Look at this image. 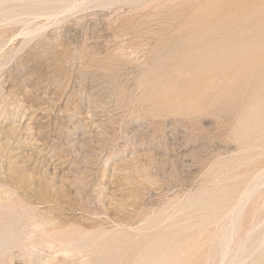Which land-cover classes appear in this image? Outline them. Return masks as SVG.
<instances>
[{
  "label": "rangeland",
  "instance_id": "rangeland-1",
  "mask_svg": "<svg viewBox=\"0 0 264 264\" xmlns=\"http://www.w3.org/2000/svg\"><path fill=\"white\" fill-rule=\"evenodd\" d=\"M200 1L0 0V264H220L229 239L231 255L260 248L264 54L205 73L165 58L204 11L231 25L233 5L263 0Z\"/></svg>",
  "mask_w": 264,
  "mask_h": 264
},
{
  "label": "bare ground",
  "instance_id": "bare-ground-1",
  "mask_svg": "<svg viewBox=\"0 0 264 264\" xmlns=\"http://www.w3.org/2000/svg\"><path fill=\"white\" fill-rule=\"evenodd\" d=\"M73 1V0H72ZM197 1H200V0H197ZM204 1V0H203ZM221 1V0H220ZM227 1H229V3L230 4H232V2L234 1V2H237V0L235 1V0H232V1H230V0H226V2H223L222 1V3H227ZM240 1L241 0H239V4L238 3H236V5L238 4L239 5V7H241V6H243V5H245L244 3H243V5H241L240 6ZM243 1V0H242ZM248 1V2H247ZM256 1H259V0H256ZM261 1V0H260ZM37 2V1H36ZM187 2V3H186ZM185 3H183V4H188V1H186ZM189 2H190V0H189ZM192 2V4H194L193 2L194 1H191ZM201 2V1H200ZM233 2V3H234ZM244 2H247L248 4H249V0H244ZM251 2H253L252 0H251ZM255 2V1H254ZM263 2H264V0H263ZM263 2H260L261 3V5H262V8L260 9V10H262V9H264V7H263V5H264V3ZM21 3V2H20ZM49 3V2H48ZM69 3V2H68ZM195 3H196V1H195ZM263 3V4H262ZM191 4V5H192ZM200 4V3H199ZM230 4H227L226 5V7L229 5V7H231L230 6ZM48 5V4H47ZM190 5V6H191ZM195 5V4H194ZM197 5V4H196ZM195 5V6H196ZM261 5H260V7H261ZM224 7H225V4L223 5ZM246 6V5H245ZM184 7V6H183ZM187 7H189V6H187ZM233 7L235 8V6L233 5ZM237 7V6H236ZM248 7V6H247ZM246 7V8H247ZM251 7V6H250ZM70 8V7H69ZM69 8H67V9H69ZM218 8H219V6H218ZM221 8H222V6H221ZM234 8H232V9H234ZM245 7L243 6V10H245L244 9ZM184 9V8H183ZM192 9H193V7H192ZM195 9V8H194ZM220 9V8H219ZM219 9H214V10H217L218 12L220 11ZM225 9H227V8H225ZM232 9H229L232 13L233 12H236L235 14H231L230 13V11L228 10V12L230 13V16H228V17H230V21L229 22H231V25H226V24H229L228 23V21H226L227 23L226 24H224V22L222 21V20H218V21H213V19H214V15L216 14L215 13V11H213V10H207V11H204V17H198V18H196V19H193L189 24H190V29H192V31H193V33L191 34V37L188 39V41H185L186 42V46H187V48H188V51L186 52V53H184V54H177V55H175V56H170V57H168V58H165V59H167V60H169L170 62L172 61L173 62V59H175L174 61V63H177V62H182L185 66H187V67H191V68H194L195 70H197V71H199L200 73L201 72H204L205 73V71L206 72H212L213 71V68H216V69H218V70H220V69H223V68H232L234 65H236L237 63H236V58H238V55H245V54H248V55H252V54H257V55H259V56H261V54L263 53L264 54V40H263V37H262V35H261V37L262 38H257V37H255V36H251V35H255V34H253L254 33V31L256 32V30H254V28H253V26H254V24L256 25V26H258L256 23H255V20H258L257 19V17H259L260 18V20L263 18V16H264V10L262 11L263 12V16L261 17V16H258V13L259 12H257V10L258 9H256V11L254 10V12L252 11L253 9H251V10H249V11H252L253 13H251L250 12V14L248 13V9H246V12H247V14H243V15H241V14H237V11H232ZM66 10V9H65ZM180 10V9H179ZM191 10V9H190ZM240 10H241V8H240ZM183 11V10H182ZM221 11H227V10H224V9H222ZM221 11H220V13H221ZM238 11H239V9H238ZM259 11V10H258ZM60 12V11H59ZM227 12V13H228ZM262 12H260L259 14H261ZM10 13V12H9ZM47 13V12H46ZM224 13V12H223ZM223 13H221L220 15L218 14V17L217 18H219L220 16L222 17V16H224L223 15ZM229 13H228V15H229ZM12 14V13H11ZM181 14H182V12H181ZM184 14V13H183ZM226 14V13H225ZM185 15V14H184ZM208 15V16H207ZM256 18V19H255ZM262 21V20H261ZM263 21H264V18H263ZM264 23V22H263ZM259 24V27L261 28V26H264V25H260V24H262V23H258ZM259 27H255V29H257V30H259V32L261 31L262 33H264L263 31H262V29H264V28H261V29H259ZM251 28H252V30H251ZM254 30V31H253ZM251 31H253V33L251 32ZM261 32L259 33V34H261ZM252 33V34H251ZM160 34V33H159ZM257 34V33H256ZM258 34V35H259ZM263 36H264V34H263ZM163 37V36H162ZM163 40L165 41V39L163 38ZM162 40V41H163ZM167 40V39H166ZM160 43H162V42H160ZM173 47V46H172ZM82 54V53H81ZM120 54V53H119ZM262 54V55H263ZM264 56V55H263ZM122 57V56H121ZM25 63V62H24ZM181 63V64H182ZM171 65H174L173 63L171 64ZM111 66V65H110ZM167 66V65H166ZM175 66V65H174ZM177 66V65H176ZM181 66V65H180ZM181 67H183V66H181ZM181 67H179V68H181ZM182 69V68H181ZM215 69V70H216ZM178 70V69H177ZM166 71V70H165ZM164 70H163V72H165ZM168 71V70H167ZM180 71V70H179ZM188 71V70H187ZM185 71H183V73H184ZM162 73V72H161ZM167 73V72H166ZM174 73V72H173ZM172 73V74H173ZM231 73V72H230ZM259 73V72H258ZM35 74V73H34ZM171 74V75H172ZM185 74H186V72H185ZM188 74H189V72H188ZM227 74V73H226ZM226 74H225V76H226ZM170 75V74H169ZM169 75H166V77L167 76H169ZM180 75V74H179ZM228 75V74H227ZM174 76V75H173ZM176 76V75H175ZM184 76V75H183ZM26 77V76H25ZM210 77L211 76H208L207 77V79L210 81ZM214 77V76H213ZM222 77V76H221ZM224 77V76H223ZM227 77V76H226ZM225 77V78H226ZM168 78V77H167ZM173 78V77H172ZM178 78H180V77H178ZM177 77H176V79L177 80H179ZM184 78V77H183ZM202 78V77H201ZM219 78V77H218ZM218 78H216V79H218ZM225 78L224 79H221L222 81H225ZM248 77H246L245 79H247ZM163 79H166V78H163ZM175 79V77H174V79H173V81H177ZM181 79V78H180ZM185 79V78H184ZM184 79H182L183 81H184ZM191 79V78H190ZM195 79H197V78H195ZM200 79V78H199ZM204 79V78H203ZM212 80H214L215 79V77L214 78H211ZM215 79V80H216ZM220 79V78H219ZM181 80V81H182ZM186 80V79H185ZM198 80V79H197ZM208 80H203V81H208ZM211 80V81H212ZM212 81V83L213 82H215V83H217L216 81ZM259 80V79H258ZM165 81V80H164ZM168 81H171V80H168ZM195 81V80H194ZM201 81V80H200ZM210 81V82H211ZM218 82H221L220 80H218ZM243 82V81H242ZM176 83V82H175ZM177 83H178V81H177ZM180 83V82H179ZM191 83V82H190ZM192 83H193V81H192ZM207 83V82H206ZM214 83V84H215ZM182 84V83H181ZM221 83H219V85H220ZM184 85H188V84H184ZM191 85V84H190ZM198 85V84H197ZM203 85H204V83H203ZM212 85V84H211ZM218 84H215V87L217 86ZM263 85H264V83H263ZM23 86V85H22ZM175 86H177V85H175ZM179 86V85H178ZM208 86V84L206 85H204V88H206ZM212 86H214V85H212ZM201 88H202V86H201ZM201 88L199 89V90H201ZM204 88H202L203 90L202 91H204ZM209 88H212V87H209L208 86V90H209ZM213 90H215L214 88H212ZM211 90V89H210ZM202 91H200V93L202 94ZM207 91V90H206ZM195 93L193 94L192 93V96L193 95H199V93H197L196 91H194ZM205 92V91H204ZM211 92H213V91H211ZM214 94H215V92H213ZM205 94V93H204ZM209 94V93H208ZM205 95H207V94H205ZM205 95L203 96V103H204V101L205 102H207L206 100H204L205 98ZM208 96V95H207ZM206 96V97H207ZM38 97V96H37ZM151 97V96H150ZM180 97V96H179ZM200 97V96H199ZM209 97V96H208ZM207 97V98H208ZM206 98V99H207ZM43 99V98H42ZM211 98H209V100H210ZM8 100V99H7ZM208 100V99H207ZM20 103V102H19ZM153 103V102H152ZM194 104V103H193ZM14 106V105H13ZM12 108V107H11ZM171 109V108H170ZM196 109V108H195ZM212 109V108H211ZM211 111V110H210ZM178 112V111H177ZM216 112V111H215ZM253 112V111H252ZM15 113V112H14ZM13 113V114H14ZM160 113V112H159ZM179 113V112H178ZM251 113V112H250ZM5 115H7V114H5ZM11 129V128H10ZM13 130V129H12ZM12 130H9V132H10V134L12 135V133L14 132V131H12ZM12 131V132H11ZM9 132H7V133H9ZM15 135V134H14ZM8 136H10V135H8ZM7 136V138H10V137H8ZM14 137V136H13ZM12 138V137H11ZM12 140V139H11ZM19 142V141H18ZM5 144H7V143H5ZM26 144V143H25ZM1 148H3V147H1ZM15 161V160H14ZM13 161V162H14ZM22 162V161H21ZM16 164V165H15ZM15 164L13 165V167H11V174H12V176H14L13 174H17V173H19L18 171L19 170H21L22 169V166H20V165H22V164H20L19 166L17 165V163L15 162ZM24 164H25V162H24ZM23 164V167L25 166ZM10 165H12V163L10 164ZM21 168V169H20ZM24 169V168H23ZM10 171V170H9ZM24 172V171H23ZM2 173V172H1ZM27 172H25V174H26ZM11 174L10 175H8V174H6V175H8V176H11ZM21 174H23V173H21ZM25 174L24 175H21V176H19V181L18 182H20V183H23V185H27L26 183L27 182H25V179L26 178H28L29 177V175H27L28 177H25ZM28 174V173H27ZM19 175H20V173H19ZM11 176V178H15V177H12ZM30 177H31V175H30ZM30 180H31V178H29ZM28 181V180H27ZM14 183V182H13ZM20 183H18V184H20ZM30 183V182H29ZM11 184H12V182H11ZM4 185V184H3ZM1 189V188H0ZM18 193V192H17ZM215 194V193H214ZM13 195V194H12ZM4 197V196H3ZM3 197H2V199H3ZM12 197V196H11ZM12 199V198H11ZM3 201V200H2ZM2 203V202H1ZM4 203H5V201H4ZM10 203V202H9ZM17 212V211H16ZM30 216H32V215H30ZM34 216V215H33ZM28 217H29V215H28ZM37 217V216H36ZM50 217H52V215L50 216ZM30 218V217H29ZM48 218V217H47ZM52 220L54 219L55 221L56 220H58V219H56V217L55 218H51ZM51 219H50V221H51ZM53 220V221H54ZM57 224V223H56ZM53 225H54V223H53ZM55 228V227H54ZM23 230V229H22ZM27 230V229H26ZM55 231H44L43 232V234H45L44 236H51V237H53V238H56V237H54V233L55 232H57L56 231V229H54ZM58 230V229H57ZM60 231V230H59ZM18 232V231H17ZM22 232V231H21ZM40 233V232H39ZM203 233V232H202ZM32 234V233H31ZM201 236H203V235H201ZM208 236H209V234H208ZM225 236V235H224ZM223 236V237H224ZM228 236H230V235H228ZM43 237V236H42ZM229 238H231V237H229ZM57 239H59V240H63V243H64V246L65 245H67L68 247L69 246H72V245H74L75 243H76V241H73V240H71V239H67V237H65V236H58L57 237ZM224 239H226V238H224ZM50 240V239H49ZM230 240V242H228V244H226V246L224 247V249H223V252H222V254H221V262H220V264H264V234L263 235H260V237H259V246H260V248L259 249H261L259 252H258V250L259 249H256V250H254V251H251V252H247L248 250L246 249V248H243V247H241L240 249H243V250H240L239 249V252H237V251H235L232 255H231V252L233 251V249H231L230 250V243L232 242L231 240L232 239H229ZM57 241V240H56ZM56 241H54V242H56ZM225 241V240H224ZM53 241H51V244H50V246L51 247H53L54 246V242L52 243ZM57 244H58V242H56ZM55 243V244H56ZM61 243V242H60ZM59 243V244H60ZM220 243H221V241H220ZM226 243V242H225ZM48 244V245H49ZM52 244H53V246H52ZM185 244V243H184ZM63 246V247H64ZM218 246H220V245H218ZM62 247V248H63ZM28 248V247H27ZM31 248V247H30ZM24 249H26V248H22V249H20V250H24ZM220 249H221V247H220ZM27 250H29V249H27ZM35 250V249H34ZM24 252H25V250H24ZM28 252V254L30 253V254H33V252L34 251H31V252H29V251H27ZM26 252V253H27ZM64 252V251H63ZM69 252V251H68ZM81 252V251H80ZM70 253V252H69ZM76 253H78V252H76ZM82 253V252H81ZM29 254V255H30ZM73 254H74V251H73ZM209 254V253H208ZM68 255V254H67ZM70 255V254H69ZM68 255V256H69ZM79 255V254H78ZM253 255H254V257H253ZM28 256V255H27ZM66 256V255H65ZM73 256V255H72ZM77 256V255H76ZM207 256V255H206ZM250 257H253V259H251V260H248ZM29 258V257H28ZM67 258V257H66ZM86 258V257H85ZM226 258H228V261L227 262H225L226 261ZM64 259H65V257H64ZM64 259H63V261H64ZM85 260V259H84ZM178 260V259H177ZM185 260V259H184ZM30 261H31V259H30ZM33 261V260H32ZM31 261V262H32ZM36 263V262H35ZM82 263V262H81ZM80 263V264H81ZM87 263V262H86ZM83 264V263H82Z\"/></svg>",
  "mask_w": 264,
  "mask_h": 264
}]
</instances>
